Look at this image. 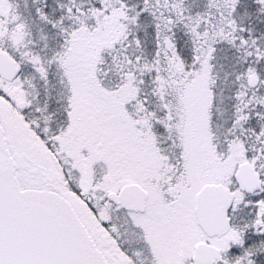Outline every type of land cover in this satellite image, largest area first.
I'll use <instances>...</instances> for the list:
<instances>
[{"label":"snow or ice","instance_id":"obj_1","mask_svg":"<svg viewBox=\"0 0 264 264\" xmlns=\"http://www.w3.org/2000/svg\"><path fill=\"white\" fill-rule=\"evenodd\" d=\"M0 264H264V0H0Z\"/></svg>","mask_w":264,"mask_h":264}]
</instances>
